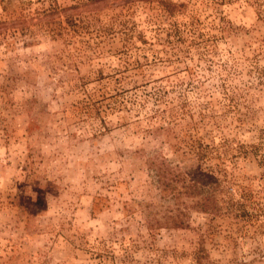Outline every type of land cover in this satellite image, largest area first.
Here are the masks:
<instances>
[{
  "label": "rangeland",
  "instance_id": "rangeland-1",
  "mask_svg": "<svg viewBox=\"0 0 264 264\" xmlns=\"http://www.w3.org/2000/svg\"><path fill=\"white\" fill-rule=\"evenodd\" d=\"M0 264H264V0H0Z\"/></svg>",
  "mask_w": 264,
  "mask_h": 264
},
{
  "label": "trees",
  "instance_id": "trees-1",
  "mask_svg": "<svg viewBox=\"0 0 264 264\" xmlns=\"http://www.w3.org/2000/svg\"><path fill=\"white\" fill-rule=\"evenodd\" d=\"M152 227H153V225L151 226V228ZM173 227L177 228V227H179V225L178 224H175V222H174Z\"/></svg>",
  "mask_w": 264,
  "mask_h": 264
}]
</instances>
